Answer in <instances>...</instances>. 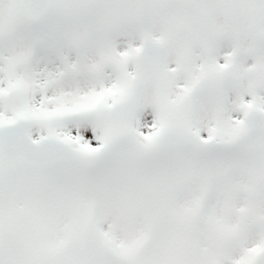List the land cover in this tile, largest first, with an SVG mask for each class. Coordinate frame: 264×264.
<instances>
[{"label":"snow or ice","instance_id":"obj_1","mask_svg":"<svg viewBox=\"0 0 264 264\" xmlns=\"http://www.w3.org/2000/svg\"><path fill=\"white\" fill-rule=\"evenodd\" d=\"M0 264H264V0H0Z\"/></svg>","mask_w":264,"mask_h":264}]
</instances>
